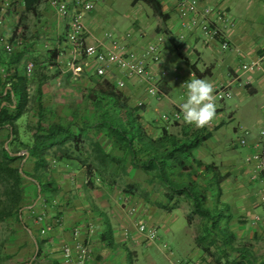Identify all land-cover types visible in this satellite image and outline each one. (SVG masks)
Instances as JSON below:
<instances>
[{
	"label": "trees",
	"instance_id": "trees-1",
	"mask_svg": "<svg viewBox=\"0 0 264 264\" xmlns=\"http://www.w3.org/2000/svg\"><path fill=\"white\" fill-rule=\"evenodd\" d=\"M11 1L14 2L4 0L0 9L5 2L10 6ZM15 1L23 7L17 16L18 24L26 13L37 16L42 0ZM137 4L148 7L152 16L160 20L162 27L157 29V35L163 34L169 42L177 39L164 27L169 14L163 11L160 0L130 2L131 6ZM17 24L10 37L0 42V222L17 225L26 236L33 237L36 256L16 264H35L50 241L47 236H39L38 226L30 219L23 220V209L33 212L38 205L44 224L52 229L64 224L61 215L51 221L44 219L62 201L56 167L81 172L85 190L104 189L108 194L119 191L121 203L138 197L149 204L153 192L161 194L163 203L151 204L162 211L170 212L181 202L186 203V224L189 226L196 219L192 241L201 254L200 261L188 258L187 264H264V254H255L252 246L245 239H238L232 230L233 214L221 199L220 185L227 175H221L214 163L194 156L193 152L211 137L215 128L188 125L182 120V113L172 122L146 120L143 97L139 100L143 101L141 106L129 104L124 86L119 89L115 85V78L126 79L122 75L99 76L92 70L91 74L74 78L67 63L74 69L76 60L87 62L84 55L75 60L65 39L70 54L66 61L61 60L57 49L34 54L35 42L27 43L23 35L17 36ZM43 37L50 40L49 36ZM28 61L33 64L29 75L24 71ZM54 84L69 92L56 99L57 94L50 90ZM22 117L24 122L19 123ZM27 186L35 190V199L29 204ZM131 205L136 206L134 202ZM56 218L60 223L54 225ZM168 247L175 255L173 248ZM173 259L176 264L185 260L175 256ZM48 262L60 264L52 259Z\"/></svg>",
	"mask_w": 264,
	"mask_h": 264
},
{
	"label": "crops",
	"instance_id": "crops-1",
	"mask_svg": "<svg viewBox=\"0 0 264 264\" xmlns=\"http://www.w3.org/2000/svg\"><path fill=\"white\" fill-rule=\"evenodd\" d=\"M197 1L200 5L216 6L220 9H224L227 15L235 21L232 27L223 28L225 38L229 42V48L225 50L226 52L224 54H221L218 50L219 48L217 49L215 47V42L204 41L197 30H181L172 3L162 5L163 11L169 14V19L166 24H164V27H166L172 35L177 36V34H183L184 38L182 40L176 39L173 42L163 40L161 43L160 52L162 61L154 65V70L156 71L160 68L166 72V75L162 77L159 82V87L163 95L159 101L146 97V94L145 96L143 95L146 111L151 107V104L154 103L156 105L154 110L157 111L158 107H161L165 109L166 112H172L176 106H179L183 100L186 99L187 90L184 87H180L182 81H188L191 77V73H193L196 78L202 79L205 76L212 75L213 71H216V69L214 62L211 60L215 59V61L218 62L217 57L220 55H222L220 59L225 60V62L229 61V63L233 61L234 58L237 59V57L249 61L248 64L259 61L260 68L252 72H246L241 68L243 63L236 67L229 66L227 67L225 80H223V77L216 83L217 85L226 81L229 75H237L239 80L245 83L242 87H232V93L237 94L239 99H244L246 97V95H243L242 91H245L248 95H253L257 92V88H259L262 94H264V68H262L264 67V61H262L264 60V47L254 48V41L250 37H247L245 33L246 28L239 24L237 25L238 20L230 15L229 4L224 6L222 0L212 3V5L207 3L208 0ZM256 1L258 2V0ZM86 13L88 12L84 13L83 21ZM53 18H55L56 21H51L46 17L40 18L42 21L40 29L43 30V34L45 29H48L45 34L50 37L48 46L44 47L46 48L45 50L57 49L60 53L61 60L66 61L70 57V54L68 46L63 42L66 33V29L64 28L65 22L59 19L54 12ZM48 22H50V27L48 26ZM52 23H54V25ZM9 25H11V21L8 20L6 27ZM85 29L86 34L84 42L86 44H91L88 40L92 38L91 41L93 44L103 43L105 46L108 45L109 41L104 36H92L86 25ZM156 36L157 33L147 34L140 30L139 34L136 36L131 37L130 35V37L127 38L125 34H121L117 36L113 35V38L120 41L127 49L138 51L140 48L144 47V42L150 43L151 40L152 42L155 41ZM33 47L36 49L32 52L34 54L38 53V47L36 45ZM89 62L90 60H87L85 64L82 60H76L75 64L80 65L81 71L84 74H91L93 67L92 65L90 66ZM261 63L262 67L260 66ZM199 64L201 67H199ZM191 66H194L193 68L196 69V73L192 71L193 69ZM111 73L120 75L115 69H112ZM124 82L130 93L134 92V85H141L136 79H125ZM141 83L142 85L144 84L143 82ZM174 85L179 87L176 93L172 91ZM217 85H214V87ZM220 110L221 108L218 104L216 118L207 125L211 126V129L215 128L219 123L218 112ZM260 112L262 114L260 118L257 119V122L254 123L255 127L252 125L251 129H244L249 132L246 139L248 150L250 151L253 150V144L260 141L259 131L264 130V102H262L260 106ZM148 131L150 132V130ZM223 163L224 162L218 165L220 174L227 175L220 185L222 190L221 199L229 205V210L233 214L234 219L231 223L233 232H235L238 239H245L247 245L252 246L251 243L255 240L264 238V178L256 177L252 179V172L249 166L244 170L243 167V169L235 168L230 162ZM65 170L66 169L62 167H58V169L56 167L55 173V178L61 187L60 193L62 195L60 196L62 197V201H60V207L55 211L49 210L47 215L44 216L46 221H51L54 216L61 215L64 224L62 227H54L45 235L50 239L49 245H47L48 247H51L54 243L60 245L62 242H69L70 229L76 224H80L85 228L87 223L84 221H88L89 224L92 223L94 226L92 233H88L84 228L81 233L83 238L91 242L93 250L92 259L88 264H125L126 257H130V261H132V259L137 260L138 249L143 250L142 259H144V262H142V264H176L173 256H176L178 252H182L181 257L185 259L182 264H187L188 258L192 260L196 255L201 256L200 252L193 244L185 248L184 245H177L176 243V245L172 247L175 253L173 256H170L163 248L162 242H165L164 237L169 234L175 235L177 233L176 226L174 225L175 216H172V211L165 212L153 204L141 203V205L137 207L136 216L131 218L127 215L126 209L134 202V198L126 205L127 202L121 203L119 201L121 198H119L120 195L118 194V196H115L117 197L116 203H118V205H125V207L120 209L117 205V211L115 209L108 210L113 204L111 205L109 202H105L103 197L110 198L111 194L104 192V189L92 191L85 190L83 187L84 179L82 173L79 171L72 172ZM155 193L157 195L159 194V192ZM155 193H151V196L155 195ZM114 194L115 192H112V195ZM34 204L32 202L31 207H33ZM27 207L31 208L30 206ZM113 210L116 211V214H114ZM34 211L37 214L42 213L38 205L35 207ZM26 214L27 212H22L21 214L25 222L28 219ZM141 220L148 222V225L155 226L157 230L161 228L164 236H158L159 231H157L158 238L156 240H146L137 233L135 228L136 223ZM124 232H128V235H125ZM162 249H164V251ZM153 252L163 256V258L165 257V262L155 259L153 257ZM176 258L179 257L176 256ZM200 260L201 259L195 262Z\"/></svg>",
	"mask_w": 264,
	"mask_h": 264
},
{
	"label": "rangeland",
	"instance_id": "rangeland-1",
	"mask_svg": "<svg viewBox=\"0 0 264 264\" xmlns=\"http://www.w3.org/2000/svg\"><path fill=\"white\" fill-rule=\"evenodd\" d=\"M93 3V9L90 10L85 15L84 24L89 29L92 36H104L105 33H110L112 36H117L121 34L130 33L131 37L139 34V31L142 30L144 33H158L157 29L160 30L162 24L160 20L152 16L151 10L142 5L137 4L131 6V0H90ZM173 0H161L162 5L171 4ZM220 0H208L207 3L212 5L214 2ZM223 5H230V15L233 18L238 20L237 25H241L246 28V35L254 41L255 47H264V1L258 0H222ZM4 4V0H0V3ZM257 2V3H256ZM38 15H33L26 13L25 17L21 22L17 24V16L23 12V7L21 3H18L14 0L11 1L10 6H3L0 9V20L2 24L0 25V33L6 39L10 37L12 31L14 30L17 24V36L20 34L25 37L24 39L35 42V45L38 47V53L42 55L46 49L44 46H48L50 40L43 38L44 34L48 29H40L42 21L41 17H46L47 19L53 21V12L47 7V5L40 1L37 6ZM235 16V17H234ZM177 19V18H176ZM8 20L11 21V25L6 27ZM56 21V20H55ZM54 25V23H52ZM50 27V22H48ZM46 35V34H45ZM48 36V35H47ZM105 37V36H104ZM90 38L88 41L93 44ZM156 39V37H155ZM26 42V41H25ZM144 46H147L149 42H144ZM150 43H154V41ZM215 47L220 51L221 54H224L226 51L221 50V45L218 42H215ZM233 46V44H232ZM36 49V48H35ZM236 55V54H235ZM234 55V57H235ZM222 55L218 56V62L215 59L211 61L215 64L216 71H213L212 75L205 76L203 79L209 80L213 85H217L223 77L227 75V67H236L243 64H248L249 61H246L240 57L237 59L234 58L233 61L225 62V60L220 59ZM220 59V60H219ZM264 61V60H262ZM262 67V63L260 64ZM199 67L201 65L199 64ZM77 78L82 76L83 72L81 71L80 65H75ZM264 68V67H262ZM221 77V78H220ZM222 80V81H223ZM133 82V81H132ZM55 83V82H54ZM142 85V83H140ZM134 85L135 89L133 93L128 91L126 84L122 90L126 93L129 98V104L137 103L144 93V85ZM62 87H56L55 84L50 88L53 92L57 94L56 99H61L69 91L65 89H60ZM69 89V88H68ZM130 89V87H129ZM179 87L174 85L172 87L173 93L178 91ZM257 92L253 95H248L245 91L243 95H246L244 99H239L237 94H231L230 98L224 99L219 103L221 110L218 112L219 123L211 132V137L203 142L193 153L197 159H201L207 163H214L215 165H220L222 162H230L234 165L235 168H248L245 166L244 159L250 156L252 151L248 150L247 145H239L238 140L242 136V131L244 129H251L252 125L255 127V122L260 118V106L264 102V94L261 90L257 88ZM50 96V91L48 92ZM148 97V96H146ZM149 98V97H148ZM55 100V99H53ZM156 105L153 103L151 107L143 113L144 118L147 120H160L163 114L169 113L165 109L158 107L157 111L154 110ZM24 122V117L19 120V123ZM207 129L210 130L211 126H207ZM22 153V152H21ZM223 163V164H224ZM242 168V169H243ZM27 193L29 197L27 198V203L34 200L35 190L32 186H27ZM119 191H115V194L111 197H103L105 202L113 204L109 207L108 210L117 209L118 206L120 209H123L125 205H118L117 194ZM109 198V199H108ZM37 200V199H36ZM93 200V199H92ZM150 204L153 202L163 203L161 194H156L151 196L149 199ZM134 203L136 207L140 206L143 201L138 197L134 198ZM128 203H126L127 205ZM118 205V206H117ZM127 210V209H126ZM117 211V210H116ZM116 211L113 210L114 214ZM23 209V213H25ZM121 212V211H120ZM188 212V206L186 203L181 202L177 208L172 210V216H175L174 225L176 226L177 233L175 235L169 234L164 237L162 243H166L171 248L176 245H184L185 248L188 245L193 244V234L195 228L196 219L192 222L191 225L186 224V214ZM116 222V220H115ZM148 223V222H147ZM14 230L13 231H11ZM161 230V232H160ZM158 233L162 235V229L160 228ZM35 236L38 234L36 230L33 229ZM164 233V232H163ZM40 236V235H39ZM38 236L39 239L41 238ZM173 244V245H172ZM161 245V244H160ZM252 250L255 254H264V238L255 240L251 243ZM59 244H53L51 247H46L43 254H41L40 259L35 264H48V260H57L62 264V257L59 256ZM162 248V247H161ZM164 251V249H162ZM36 251V245L33 242V237L26 236L20 227L17 225H10L8 222H0V264H16L22 262L24 259L33 258ZM153 257L158 261H164L163 256L155 254L153 252ZM163 254V253H162ZM33 255V256H32ZM177 257L182 256V252L176 254ZM175 256V257H176ZM11 259L8 260L7 258ZM143 250L138 249L137 260L130 261V257H126L125 264H142L144 262ZM201 259V256L196 255L195 260ZM191 260V259H190Z\"/></svg>",
	"mask_w": 264,
	"mask_h": 264
},
{
	"label": "built area",
	"instance_id": "built-area-1",
	"mask_svg": "<svg viewBox=\"0 0 264 264\" xmlns=\"http://www.w3.org/2000/svg\"><path fill=\"white\" fill-rule=\"evenodd\" d=\"M47 7L56 14V16L65 22L66 34L65 42L70 46V53L73 57L80 58L84 55L90 60V66L96 75L102 76L112 72L115 69L120 75L126 79H136L144 84V93L146 96L159 101L162 97V91L159 87V81L166 75L165 70L159 68L154 70V65L161 63L162 56L160 45L164 40L163 34H158L154 43H148L147 46L140 50H129L120 41L110 33H105V38L109 41L105 46L103 43L86 44L84 42L86 29L84 25V13L93 9V3L90 0H42ZM7 6V2H5ZM172 7L177 14L179 28L181 30H197L200 37L206 42H218L221 49L229 48V42L225 38L223 28L232 27L234 20L227 15L224 9L216 6L200 5L197 0H173ZM2 21L0 20V25ZM125 37H130V33H126ZM183 34L177 35V39L182 40ZM5 38L0 37V42H4ZM84 63L85 60L81 59ZM86 64V63H85ZM69 69L73 73V77L77 76L76 69L72 68L71 63H67ZM154 67V68H153ZM33 64L28 61L25 63L24 71L29 75L32 71ZM246 72L258 70L259 61L250 64H243L241 67ZM112 74V73H111ZM193 75V73H191ZM185 83L182 81V84ZM115 85L121 89L124 86V80L115 78ZM245 83L239 80V77L228 76L227 80L215 87V96L217 104L224 99L230 98L232 87H242ZM141 106L143 101L136 103ZM181 111L179 106L170 112L163 114L161 119L165 122H172L180 118ZM248 130L242 131V136L238 140L239 145H247ZM260 141L253 144V153L244 159L246 166L251 168L252 179L256 177L264 178V130L259 131ZM55 201H53L54 204ZM43 208L47 204L42 201ZM127 215L131 218L136 216L137 207L128 206ZM26 217L30 219L33 225L38 226L39 235L45 236L52 230L51 225L44 224L40 214L29 212ZM258 219V218H256ZM60 223L59 218L54 220L53 224ZM41 225V226H40ZM82 225L76 224L71 228L70 241L62 242L59 245L62 264H88L93 256L91 242L82 237ZM138 234L146 240H156L157 228L148 225L144 221H139L135 225ZM88 233H92L94 226L92 223L84 228ZM128 235V232H124ZM163 248L172 256V252L167 244L163 243Z\"/></svg>",
	"mask_w": 264,
	"mask_h": 264
},
{
	"label": "clouds",
	"instance_id": "clouds-1",
	"mask_svg": "<svg viewBox=\"0 0 264 264\" xmlns=\"http://www.w3.org/2000/svg\"><path fill=\"white\" fill-rule=\"evenodd\" d=\"M180 87L187 90L186 99L179 105L182 120L196 128L209 125L216 118L218 106L213 83L191 75Z\"/></svg>",
	"mask_w": 264,
	"mask_h": 264
},
{
	"label": "water",
	"instance_id": "water-1",
	"mask_svg": "<svg viewBox=\"0 0 264 264\" xmlns=\"http://www.w3.org/2000/svg\"><path fill=\"white\" fill-rule=\"evenodd\" d=\"M5 147H6V144H5ZM22 153H25V152H22ZM19 154H21V153H19ZM33 242H35V239H34V238H33ZM35 256H36V251H35V253H34L33 258H35Z\"/></svg>",
	"mask_w": 264,
	"mask_h": 264
}]
</instances>
